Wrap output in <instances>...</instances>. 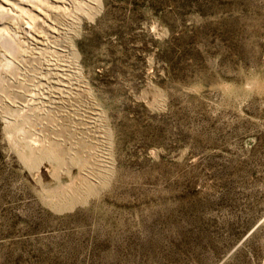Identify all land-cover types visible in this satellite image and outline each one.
<instances>
[{
	"label": "rangeland",
	"instance_id": "374dc122",
	"mask_svg": "<svg viewBox=\"0 0 264 264\" xmlns=\"http://www.w3.org/2000/svg\"><path fill=\"white\" fill-rule=\"evenodd\" d=\"M67 7L84 91L48 120L50 54L0 32V264H264V0ZM77 107L100 160L75 153Z\"/></svg>",
	"mask_w": 264,
	"mask_h": 264
},
{
	"label": "bare ground",
	"instance_id": "6f19581e",
	"mask_svg": "<svg viewBox=\"0 0 264 264\" xmlns=\"http://www.w3.org/2000/svg\"><path fill=\"white\" fill-rule=\"evenodd\" d=\"M76 1H80L81 3L88 2L93 3V0H0V32H6L7 34L9 31H16L20 32L23 35L24 40L26 41L28 49L31 51H34L33 55L35 59H38V57L42 56L43 54H50V59H47L42 61L40 65H42L43 68L42 74L35 77L37 84L39 86L46 85L48 92L46 95H42L38 97V100L41 101L42 109L45 106L47 110H43V117H53L51 113L60 112L64 106L65 99H71L72 97L75 98V96L79 95V93L83 92L82 90L83 86L80 84V81L76 78L73 71L71 70L70 66L67 65L65 57V50L63 49L61 41L57 39V37H60L62 33H64L65 28H67L70 25L71 19H69L66 15L68 12V7L71 6L74 3L76 4ZM71 4V5H70ZM86 7H90L86 4ZM86 11V10H85ZM71 15V13H70ZM69 15V16H70ZM72 18V17H71ZM1 34V33H0ZM3 36H5L3 34ZM1 38V36H0ZM3 38V37H2ZM1 38V39H2ZM4 39V38H3ZM6 39V38H5ZM2 42V41H1ZM1 44V43H0ZM3 44V43H2ZM7 45V44H5ZM17 46V45H16ZM12 48V47H11ZM17 49V48H16ZM46 55V57H48ZM33 58V57H32ZM42 59V58H41ZM39 59V60H41ZM43 60V59H42ZM6 61V60H5ZM37 61V60H36ZM39 63V62H38ZM2 66V65H0ZM25 70V69H24ZM13 71V70H12ZM36 71V70H35ZM11 72V71H10ZM30 72V71H29ZM4 73V72H3ZM28 73V72H27ZM11 74V73H10ZM39 74V73H38ZM1 75V74H0ZM2 76V75H1ZM33 78V77H32ZM17 79V78H16ZM25 79V78H24ZM7 80V79H5ZM33 80V79H32ZM27 81V80H26ZM9 82V81H8ZM14 82V81H13ZM32 82V81H31ZM16 83V82H15ZM32 84V83H31ZM16 85V84H15ZM14 85V86H15ZM36 85V84H35ZM18 86V85H17ZM16 86V87H17ZM1 87V85H0ZM11 87V86H10ZM19 87V86H18ZM17 87V89H18ZM32 87V86H31ZM29 88V87H28ZM43 88V87H42ZM15 89V88H13ZM33 89V88H32ZM37 89V87H36ZM35 89V90H36ZM40 89V88H39ZM2 90V89H1ZM26 90V89H25ZM34 90V92H35ZM43 90V89H42ZM11 91V90H9ZM16 91V90H15ZM24 91V90H22ZM38 91V90H37ZM19 92V91H17ZM32 92V90H31ZM30 92V93H31ZM44 92V91H43ZM46 92V91H45ZM16 93V92H15ZM26 95V92H24ZM36 93V92H35ZM17 94V93H16ZM38 94V92H37ZM3 95V94H2ZM1 95V96H2ZM15 95V94H14ZM19 95V94H18ZM23 95V94H21ZM40 95V94H39ZM20 96V95H19ZM18 96V97H19ZM24 96V95H23ZM27 96V95H26ZM35 96V94L33 95ZM38 95H36L37 97ZM84 96V95H83ZM15 97V96H14ZM22 97V96H20ZM35 97V98H36ZM26 98V97H25ZM29 97H27L28 99ZM22 99V98H21ZM77 99V98H76ZM24 100V99H23ZM22 100V103H23ZM33 100V99H32ZM37 100V99H36ZM74 100V99H73ZM73 100L71 102H73ZM17 101V100H16ZM30 102V100H28ZM70 101V100H69ZM68 103H71L69 102ZM81 100L80 102H82ZM25 102V101H24ZM67 102V101H66ZM86 102V101H85ZM14 103V102H13ZM12 103V104H13ZM27 103V102H26ZM31 103V102H30ZM37 103V104H38ZM87 103V102H86ZM16 104V103H15ZM18 104V103H17ZM27 105V104H26ZM34 105V101L33 104ZM67 105V104H66ZM65 105V106H66ZM79 105V104H78ZM83 105V104H81ZM80 105V106H81ZM22 106V105H21ZM25 106V105H24ZM39 105H37L38 107ZM27 107V106H25ZM36 107V108H37ZM79 107V106H78ZM77 107V108H78ZM90 107V105H89ZM30 108V107H29ZM32 108V107H31ZM76 108V106H75ZM81 108V107H80ZM80 108L74 109L73 114H79V111H83V118L82 120L76 118L75 120H72L75 124L73 125V128H76L77 130H81V138L78 139V142H75L73 144V147L75 149V153L82 157L83 160L86 159V157L93 158L94 160H100V151L97 149L98 146L96 144V134L97 130L100 128H97V117L96 112H94L90 108H86L81 110ZM16 109V108H15ZM24 109V108H23ZM27 109V108H26ZM34 109V108H33ZM38 109V108H37ZM71 109V107H70ZM73 109V108H72ZM88 109V110H87ZM39 110V109H38ZM68 110V108H67ZM37 111V110H35ZM64 111V109H63ZM72 111V110H71ZM41 113V112H40ZM67 113V112H66ZM23 114V113H22ZM21 114V115H22ZM48 114V115H47ZM60 114V113H59ZM65 114V113H64ZM72 114V115H73ZM24 115V114H23ZM25 116V115H24ZM29 116V115H28ZM64 115L61 114L60 117H63ZM70 116V115H69ZM80 116V114H79ZM40 117V116H39ZM42 117V118H43ZM59 117V116H58ZM57 115L55 118H58ZM66 117V116H65ZM41 118V117H40ZM49 118V120H50ZM70 118V117H69ZM72 118V117H71ZM53 119V118H52ZM67 119V118H64ZM45 120H48L45 118ZM56 120V119H55ZM60 120V119H59ZM69 120V119H68ZM67 120V121H68ZM25 121V120H24ZM27 121V120H26ZM40 121V120H39ZM42 121V120H41ZM44 121V120H43ZM54 121V120H53ZM58 121V119H57ZM48 122V121H47ZM46 122V123H47ZM55 122V121H54ZM71 122V121H70ZM69 124L68 122H64ZM71 124V123H70ZM73 124V123H72ZM36 125V124H35ZM40 126H43L40 125ZM52 126V125H51ZM50 126V127H51ZM56 126V125H55ZM54 126V127H55ZM66 126V125H65ZM77 126V127H74ZM47 128V126H45ZM70 127V126H69ZM68 127V128H69ZM44 128V126H43ZM58 128V127H57ZM56 128V129H57ZM70 128V131L71 129ZM27 129V128H26ZM54 128H49V130H53ZM24 130V129H23ZM39 130V129H38ZM101 130V129H100ZM99 130V131H100ZM29 131V130H28ZM36 131V130H35ZM62 131V130H61ZM59 131V132H61ZM24 132V131H23ZM58 132V131H57ZM77 132V131H76ZM22 133V132H21ZM26 133V132H25ZM44 133V132H43ZM52 134V132H49ZM63 133V132H62ZM61 133V135H62ZM65 133V132H64ZM78 133V132H77ZM76 133V134H77ZM31 134V133H30ZM29 134V137H31ZM56 134V132H55ZM54 134V135H55ZM60 135V133H58ZM73 134V133H72ZM53 135V134H52ZM57 135V134H56ZM33 136V135H32ZM37 137V135H35ZM44 136L48 137L47 134ZM76 136V135H75ZM87 136V137H86ZM99 136V135H98ZM34 137V136H33ZM35 137V138H36ZM39 137V136H38ZM43 137V136H41ZM53 137V136H52ZM79 137V136H76ZM101 137V136H100ZM24 138V137H23ZM27 137L25 136V139ZM54 138V137H53ZM52 138V139H53ZM99 138V137H98ZM97 138V139H98ZM50 139V138H49ZM56 139V138H55ZM38 140V139H37ZM92 140V144H88ZM29 141V140H28ZM72 141V140H71ZM76 141V140H75ZM98 141V140H97ZM27 142V141H26ZM34 143V142H33ZM102 143V142H101ZM36 146V145H35ZM102 147V146H99ZM92 159V160H93ZM91 160V159H89ZM102 161V159H101ZM82 162V161H81ZM80 162V163H81ZM84 162V161H83ZM99 162V161H98ZM100 163V162H99ZM82 167H80L81 169ZM82 170L87 171V174L84 177L93 176L96 178L93 180L95 182H99L100 176L104 174L105 167L102 168H94L89 167L88 164H85L82 168ZM78 181V180H77ZM84 182H87L82 178V181L77 183L76 187H79L80 185H84ZM90 184V183H88ZM87 184V186H88ZM89 187V186H88ZM61 189V188H60ZM87 189V188H86ZM64 191H67L66 189ZM57 192L62 193L63 191L59 190L53 193V195L57 194ZM58 195V194H57ZM56 196V195H55ZM54 197V196H53Z\"/></svg>",
	"mask_w": 264,
	"mask_h": 264
}]
</instances>
